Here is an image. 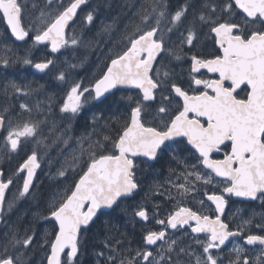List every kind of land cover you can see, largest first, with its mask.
<instances>
[{
	"label": "snow or ice",
	"instance_id": "1",
	"mask_svg": "<svg viewBox=\"0 0 264 264\" xmlns=\"http://www.w3.org/2000/svg\"><path fill=\"white\" fill-rule=\"evenodd\" d=\"M86 3L45 0L32 34L22 24L27 0H0V14L11 36L32 46L27 55L4 57L0 68L22 64L45 73L55 61L47 54L34 61L33 48L45 46L50 54H63L62 50L95 43V37L89 39L87 34L67 35L70 22ZM96 12L87 13V25L94 26ZM113 30V24H103L97 35L111 37ZM128 32L126 26L124 49L105 65L91 90L73 83L66 98L57 103L43 85L9 81L0 89L4 155L34 146L16 170L26 173L20 177L22 190L16 199L33 196V179L40 168L37 149L67 146L73 139L71 126L82 114L84 93H88L85 102L102 104L122 89L138 90L134 96L120 97L128 103L122 119L115 121L119 127L109 129L110 121L102 112L92 116V132L77 138L78 150L57 172L61 184L71 183L47 199L46 206L38 205L27 228L19 221L7 224L5 194L13 180H0V224H7L0 237V264H30L37 244L47 253L46 264H83L81 256L90 242L86 234L100 217L117 210L129 216L133 229L139 225L138 246L132 247L127 232L112 236L115 225L106 220L109 231L103 247L95 252V264H264V212L236 209L233 216L238 215L240 223L235 229L222 219L230 198L264 207V0H185L174 11L167 0H142ZM201 37L211 39L215 47L207 54H193ZM185 59L186 86L177 82L174 68L169 67L172 60ZM202 69L216 76L195 75ZM55 79L68 83L63 71ZM41 94L44 99L34 103L26 99ZM54 109L60 114L59 124ZM102 120L101 138L96 128ZM217 153L222 158H214ZM162 161L167 162L169 175L149 192L176 203L163 219L153 211L155 223L163 226L153 230L140 223L149 221L142 203L130 215L121 205L135 199L142 190L139 177ZM199 184L214 187L203 192L206 200L200 199L201 209L194 210L185 199L200 190ZM206 201L212 215L203 211ZM15 204V199L9 201L7 211ZM38 221L50 228L43 232L42 242L31 226ZM230 241L233 246L227 248Z\"/></svg>",
	"mask_w": 264,
	"mask_h": 264
},
{
	"label": "trees",
	"instance_id": "2",
	"mask_svg": "<svg viewBox=\"0 0 264 264\" xmlns=\"http://www.w3.org/2000/svg\"><path fill=\"white\" fill-rule=\"evenodd\" d=\"M141 2L142 0H88V5L79 16L77 22L82 20V15L86 9L88 12L93 9H97L94 26L87 25L86 22L83 28L76 35L79 36L87 34L89 39L95 37V43L90 46L85 45L76 48L73 52L67 53L65 57V53L63 54V58L66 62L65 74L68 81L67 84L56 80V75H51L50 71H48L45 75L40 76L35 74L32 70H26L22 64L10 65L7 73L12 75L14 82L20 84L21 86L25 84H30L33 87L43 85L47 94L55 95L57 103L66 98V93L70 90V86L73 83H81V85L88 84L87 88L91 90L95 80L102 74L103 71H106L105 65L109 64L110 59L114 58L118 52H121L124 49L126 44V40L123 39L125 28L127 26L129 28L128 34H131V20L134 17V12L139 9ZM184 3L185 0H167L169 9L173 11L178 7H181ZM103 24L114 25L111 37L97 35ZM0 27L2 28L0 29V42L2 41L8 45L11 50L18 51L16 53L18 56L27 55L28 52L24 49V47L28 45L32 47L31 42L29 41L24 44L15 43L11 38L9 30L6 28L4 20L1 16ZM89 28L92 29L90 32L88 31ZM205 31H207V29H205ZM172 39L175 43L178 42L176 36H173ZM44 49L45 47L42 46H39V48H33L32 59L35 58L38 51H42ZM9 55V57H12L14 53L10 52ZM59 57H62V55L59 54ZM101 63H103V65L101 69H98ZM70 64H76L77 67L73 69L69 67ZM4 72L5 70L0 68V89H3V87L8 83H4L3 81ZM135 94L136 92L133 91H119L115 97H109V99L104 103L96 104L93 102L90 107L85 110L83 109L81 116L72 122L73 139L81 137L86 132L91 133L92 116L99 115L101 112L104 114V120L110 121L108 126L109 129L113 125L119 127V125L115 124V121L117 118L122 119L124 115V105L128 103L127 100H121L120 97L124 95L134 96ZM36 97L37 96H32L26 99H29L30 103H34ZM39 98L44 99V95L41 94ZM118 108L119 111H117ZM24 115L26 116L27 114ZM104 120L101 121L100 126H97V134H100L99 131L101 130V126L104 124ZM100 135L102 138V134ZM3 142L4 140L2 138L0 140V170L5 172V180H7L14 172H16L18 166L22 164L26 158L24 157L19 161H16V156H18L21 150L18 151V153H11L10 156L6 157L4 155L6 148L5 143L3 144ZM57 168H60V166H55L49 170L50 174L47 176L48 182L46 184L38 182L42 176L41 174L32 189L33 196L26 197L29 201L28 207L35 209L38 205H41L44 202L50 188L58 179H60L57 175ZM168 175V164L167 162L162 161L161 164L156 165L154 171L140 176L139 179L142 181V190L134 200L126 201L121 205V208L124 205L134 208L137 201H139L146 209L156 211L161 215L162 219L165 218L166 215L160 212L164 211L169 213L173 211L176 201L169 202L163 195H152L149 192V189L156 182H164V179L167 178ZM12 178L15 180L14 176ZM18 207L19 206L16 204L14 208L16 209ZM106 220H111L112 224L115 225V227L111 229L112 236H120L121 233L127 232V239L131 241L132 247L135 248L138 246L137 242L141 235L140 227L137 226L133 229L131 225L128 224V220L126 219L124 213L117 210V212L112 213L111 216L100 217V219L96 221L95 225L91 227V230L86 234V238L90 242L85 249L84 254L81 256L83 264H95V252L99 251L103 247L101 242L109 231L105 225ZM4 229L5 227L3 224L0 237H2Z\"/></svg>",
	"mask_w": 264,
	"mask_h": 264
},
{
	"label": "rangeland",
	"instance_id": "3",
	"mask_svg": "<svg viewBox=\"0 0 264 264\" xmlns=\"http://www.w3.org/2000/svg\"><path fill=\"white\" fill-rule=\"evenodd\" d=\"M19 2L24 3L25 0H20ZM33 3H35L37 5L36 8H33V6H32ZM64 3H65V5H67V3H69V0H64ZM44 6H45V0H27V7H26L25 11L23 12V20L22 21H23V25L32 34H34V32H32L33 25L35 23H38V21L36 20V17L40 16V9L44 8ZM83 11H82V13H83ZM87 13H88V10L86 9L84 14L82 15V20L79 21V22H76L73 25V27L69 31L68 36H71L73 33L77 34L83 28V26L86 24V21H85L84 18L87 15ZM0 16L2 17V14H0ZM4 24H5V21H4ZM5 26H6V24H5ZM6 28H7V26H6ZM0 29H2V28L0 27ZM29 48H30V45L24 47L25 50H27ZM73 51H74V49L69 48V49L63 50L62 53L63 54L65 53L64 54V57H65V55L67 53L73 52ZM10 52L14 53L13 56H18V55H16V53L18 51L11 50V48L8 45H6L5 43H3L1 41L0 42V60H2L4 57L11 56V55H9ZM46 54L48 55V58L54 59V61H55V67H51V69L49 70L51 75L55 76L61 71L65 72V70H66V62H65V59L63 58V54H60V55H62V57H59V55L51 56L49 54L48 49L45 48L42 51H38V53L36 54V56H35V58L33 60L36 61V62H39L41 59L44 58V56ZM102 65H103V63L100 64V66H99L100 68L98 67V69H101ZM23 67L26 70H28V71L29 70L33 71V68L31 66H24L23 65ZM4 70H5V72L3 74L4 83L9 82V81H14L13 80V76L10 75L9 73H7L8 72V68L4 69ZM87 86H88V84L82 85V88L83 87H87ZM86 97H88V93H84V95L81 98L82 102H84V107H83L84 110L86 108L90 107L93 102H95V101H93L91 99H88L85 102V98ZM38 98L39 97H36L35 100L38 99ZM83 109H82V112H83ZM173 110H175V106H173ZM59 115L60 114L58 112V109H54V116H55V118H57V123L58 124L60 123L59 120H58ZM71 128H72V126H71ZM99 133L101 134V130L99 131ZM71 135L73 137V131H71ZM76 140H77V138H74V139L70 140L67 146H65V145H63L61 143V144H59L57 146H53L52 148L47 149V150L42 149V148L41 149H37L38 159H39L40 164L42 165V168H41V171H40V173L38 175L37 180L39 179L41 174H42V176L40 177L38 182L46 184L48 182L47 176L50 174L49 170L54 168L55 166H58V165L60 167L62 165L64 166L65 163H66V160H70L71 159V155H72L73 150L77 149ZM4 143H5V141L3 142V144ZM48 143H51V140H49ZM33 147H34L33 145H25L22 148V150L20 151V153L18 154V156H16V161H19L20 159H22L24 157L27 158V156L31 154V149ZM85 147H87V144H85ZM59 169L60 168H57L56 170H59ZM23 175H25V174H22V173L17 174V171H16L10 177L13 180L12 177L14 176L15 180H13L14 185L11 188V190L9 191V194H8V197H7V201L5 203V207L4 208H5V211H6V214H5L6 217L5 218H6L7 224H13V223H17L19 221L20 227L27 228L29 226V224L31 223V221H32V213L37 211V208L34 209V208H31V207H28L29 206V203H28L29 201L26 198L16 199L18 197V192L20 190H22L23 181H22V179H20V177L23 176ZM61 179L62 178L58 179L54 183V185L50 188V190L48 191V194H47L44 202L41 204V206H46L47 199H50L51 196L54 193H56L57 191H62L65 187H67L68 183H71V181L68 180L64 184H61ZM166 179L167 178H165L164 181ZM205 186H210V185L199 184L198 188L200 190L197 191V192H193L191 195H189L185 199V205L187 206L189 201L192 200V199H193V201H195V203L197 202L198 205H199V201H198L199 198H196V195H197V193L201 192V190H203V188ZM201 194L203 195L202 192H201ZM193 197H195V199ZM14 199L16 200V204L19 207L16 208V209L13 208L11 212H8L7 211V204H8L9 201H12ZM167 200L169 202L174 201V200H169V199H167ZM137 203H141V202L137 201ZM122 208H127L129 210V215H130L131 211L135 207L134 208H130L127 205H124ZM204 208L207 209V206H204ZM239 208H246V207H243V206H240V205H236L235 207H233V209H232V211L230 213L231 214L230 218L232 220L240 223V217L238 215L237 216H233V213L236 211V209H239ZM247 209H250V208H247ZM251 209L254 210L256 213L264 212V207H261V205H259V207H257V208H251ZM146 210H148V212H149V222L148 223L140 222V223L145 224V226L147 228L155 229L154 226H158V224L155 223V219L153 218V215H152L153 211H151L150 209H146ZM160 213H163L165 215L168 214L167 212H164V211H161ZM156 214L158 215L159 218L162 219L161 215L158 212H156ZM245 215H247V213H245ZM126 219L128 220L129 216H126ZM7 224H4V227H7ZM31 226H32L33 230L37 233L38 238H41V242H42L43 232L45 230H49L50 231V228L46 229L43 226V221H38L37 223L32 224ZM138 227H139V225H138ZM185 239H190V238L189 237H185ZM46 254L47 253L43 250V248H41L39 246V244H37V246L34 247L32 249V252L30 253V256H29L30 264H46V259H45Z\"/></svg>",
	"mask_w": 264,
	"mask_h": 264
},
{
	"label": "flooded vegetation",
	"instance_id": "4",
	"mask_svg": "<svg viewBox=\"0 0 264 264\" xmlns=\"http://www.w3.org/2000/svg\"><path fill=\"white\" fill-rule=\"evenodd\" d=\"M178 43V42H177ZM214 45H213V42L211 39L209 38H205V37H201V41L200 43L197 45V48L194 50L193 54L195 53H203V54H207L208 52H211L213 49H214ZM185 48H187V46L185 45ZM110 64V63H109ZM170 68H174L175 70V73H176V77L175 79L177 80L178 83H184L185 86H186V81L188 79V62H187V59H185L184 61H180V62H177L175 60H172L171 64L169 65ZM45 75V74H44ZM197 75L198 77H203L205 79L207 78H214L216 76V74H212V73H207L206 70H201L200 73L198 74H195ZM120 91H126V90H120ZM119 92V91H118ZM133 92H136V91H133ZM241 96L244 95L243 92L240 93ZM96 103V102H95ZM96 104H101V103H96ZM222 153H217V154H214V158H222ZM182 167V166H181ZM219 179V178H217ZM214 186L213 185H210V186H205L203 188V190H201V192L203 193L204 191L206 190H209V189H212ZM215 188H219V185H215ZM201 192L197 193L196 195V198H199L200 199H205L206 198L204 197V195L201 194ZM207 204H210V202H207L206 201V205ZM200 205V204H199ZM198 203L195 201L190 200L189 203H188V207H192L194 210H198V209H201V205L199 206ZM236 205H240V206H243V207H246V208H257L259 207V202H241L239 200H235L234 198H230L229 199V203L227 205V212L223 218V220H225L226 222L229 223L230 227L235 229L236 225L239 223V222H236L234 220H232L230 218V213L233 209V207H235ZM214 208V206H212ZM203 211L205 214H208V215H212L213 213L208 211L207 209L203 208ZM155 229H160L162 228L163 226L161 225H158V226H154ZM153 229V230H155ZM253 231H256L255 229H253ZM169 232H171V230L169 229ZM179 235V234H177ZM233 246V242H231V244H229L227 246V248H231Z\"/></svg>",
	"mask_w": 264,
	"mask_h": 264
},
{
	"label": "water",
	"instance_id": "5",
	"mask_svg": "<svg viewBox=\"0 0 264 264\" xmlns=\"http://www.w3.org/2000/svg\"><path fill=\"white\" fill-rule=\"evenodd\" d=\"M20 1V0H19ZM87 5H88V0H87V3L85 4V5H82L81 6V9H79L78 10V13H77V17L76 18H74V22H70V26H69V29L67 30V35H68V31L70 30V28L77 22V19H78V17L80 16V14H81V12L87 7ZM5 23H6V21H5ZM22 24H23V21H22ZM6 26H7V24H6ZM8 28V27H7ZM9 32H10V29H9ZM10 35H11V32H10ZM11 38L13 39V41L14 42H16V43H18V44H24V43H26V42H24V41H16L15 40V38L14 37H12L11 36ZM43 47H45V46H43ZM49 51V50H48ZM49 53H50V51H49ZM50 55H53V56H55V55H58V54H50ZM51 68V67H50ZM33 71L36 73V74H38V75H44V74H46V72L48 71V70H46V72L45 73H40V72H38L37 70H35L34 68H33ZM122 90H126V91H138V90H136V89H122ZM114 91H116V90H114ZM96 103H99V102H96ZM3 136V134L2 133H0V139H1V137ZM38 162H39V159H38ZM40 163V162H39ZM41 168H42V165L40 164V168H38L37 170H36V175L34 176V179H33V187H34V184H35V182H36V179H37V177H38V175H39V173H40V171H41ZM4 172V171H3ZM23 174H26V173H23ZM0 180H3L4 182H7V180H5V172H4V176L3 177H0ZM12 186H13V184L12 185H10L9 186V188L6 190V199H5V203H6V200H7V197H8V194H9V191H10V189L12 188ZM33 189V188H32ZM32 189H31V191H32ZM235 200H238V198H234ZM5 206V205H4ZM226 212H227V207H226V209H225V214H226ZM225 216V215H224ZM224 216L222 217V219L224 218ZM138 219V218H137ZM149 221H147V222H142V223H148ZM1 228H2V224H0V231H1ZM172 231V230H171ZM231 242L232 241H230L227 245H226V247L229 245V244H231Z\"/></svg>",
	"mask_w": 264,
	"mask_h": 264
}]
</instances>
